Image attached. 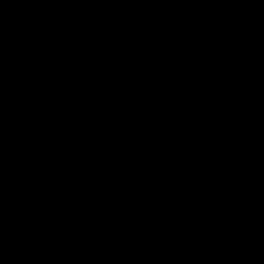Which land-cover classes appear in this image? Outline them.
<instances>
[{"label": "water", "instance_id": "1", "mask_svg": "<svg viewBox=\"0 0 264 264\" xmlns=\"http://www.w3.org/2000/svg\"><path fill=\"white\" fill-rule=\"evenodd\" d=\"M0 264H264V0H0Z\"/></svg>", "mask_w": 264, "mask_h": 264}]
</instances>
